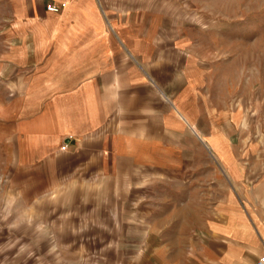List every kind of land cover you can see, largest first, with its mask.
<instances>
[{
	"label": "rangeland",
	"instance_id": "374dc122",
	"mask_svg": "<svg viewBox=\"0 0 264 264\" xmlns=\"http://www.w3.org/2000/svg\"><path fill=\"white\" fill-rule=\"evenodd\" d=\"M175 1L183 12L172 9L168 25L176 30L183 26L195 65L203 66L206 91L211 92L205 99L210 112L197 115L200 126L230 134L218 139L223 145L230 139L232 145L235 197L222 198L227 196V185L219 178L220 207L234 206L237 219L243 218L240 210L249 209L253 217H261L263 210L256 201L264 189L258 187L264 186V0ZM106 2L98 0L102 12ZM1 18L0 264H133L140 255L126 251L145 243L148 214L169 205L160 203L172 194L161 185L166 180L163 168L157 164L148 173L129 177L131 168L126 165L124 173L110 168L104 175H89L90 162L73 155L70 146L63 148L64 132L74 134L72 128L47 144L49 133L37 132V127L48 126L46 113H53L55 127H72L77 121L62 113L63 103L70 100L61 98L64 92H38L44 62L56 64L53 61L66 53L71 57L69 48L86 40L87 34L61 29L48 36L47 46L32 27L41 20L30 24ZM48 22L54 27L60 20ZM60 46L66 49L60 51ZM68 116L74 119L70 123ZM37 135L45 140L42 146H37ZM205 153L201 160L207 157L217 171L224 156L228 158L225 151L214 154L208 148ZM110 163L113 160L105 161V167ZM205 176L208 171L202 167L200 177ZM141 182L147 184L135 186ZM202 189L208 191L209 185L203 183ZM144 198L151 200L150 205ZM137 199L139 204L134 203ZM260 249L264 254V244Z\"/></svg>",
	"mask_w": 264,
	"mask_h": 264
},
{
	"label": "crops",
	"instance_id": "0c3cea01",
	"mask_svg": "<svg viewBox=\"0 0 264 264\" xmlns=\"http://www.w3.org/2000/svg\"><path fill=\"white\" fill-rule=\"evenodd\" d=\"M63 2L66 5L59 12L47 9L49 4ZM0 6H5L0 9L3 21L35 24L41 20L37 28L32 27L47 46L48 36L58 35L61 29L87 34L86 40L69 48L71 57L66 53L53 61L56 64L44 62L38 92H64L61 98L70 100L63 103L62 113L74 115L77 121L72 127H55L53 113L45 112L48 126L37 127V132L49 133L47 144L72 128L74 134L65 131L63 140L73 155L90 162L93 173L89 175H104L110 168L124 173L126 165L131 168L129 177L148 173L157 164L163 168L166 180L161 185L172 194L160 203L169 205L148 214V230L142 235L145 243L126 251L140 255L133 264H254L264 255L260 251L264 186L258 184L262 193L256 201L263 210L261 217H253L249 209L240 210L243 218L237 219L234 206L220 207L219 178L227 185V196L222 198L235 197L232 145L230 139L220 144L218 136L226 131H206L200 126L197 115L210 112L205 99L211 92L206 91L203 66L195 65L192 42L183 26L176 30L168 25L172 9L182 15L179 3L107 0L104 12L98 0H0ZM137 13L141 15L131 18ZM53 18L60 20L54 27L48 22ZM37 136V146H42L45 140ZM203 142L214 154L227 152L219 171L207 157L201 160V153L206 155L208 150ZM110 160L114 163L105 167ZM202 167L208 171L204 179ZM203 183L209 185L208 191L202 189ZM142 201L150 205L151 200ZM134 203L139 204V199Z\"/></svg>",
	"mask_w": 264,
	"mask_h": 264
},
{
	"label": "built area",
	"instance_id": "2783aa9c",
	"mask_svg": "<svg viewBox=\"0 0 264 264\" xmlns=\"http://www.w3.org/2000/svg\"><path fill=\"white\" fill-rule=\"evenodd\" d=\"M63 5L64 3L60 5L49 4L47 5V9L52 12H59ZM63 148H66V144L63 146ZM254 264H264V255H262Z\"/></svg>",
	"mask_w": 264,
	"mask_h": 264
}]
</instances>
